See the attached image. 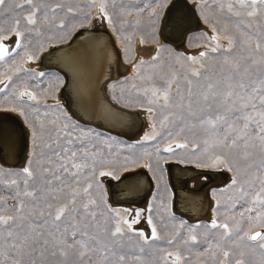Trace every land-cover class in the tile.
Segmentation results:
<instances>
[{
  "label": "snow or ice",
  "instance_id": "1",
  "mask_svg": "<svg viewBox=\"0 0 264 264\" xmlns=\"http://www.w3.org/2000/svg\"><path fill=\"white\" fill-rule=\"evenodd\" d=\"M7 2L0 0V8ZM165 2L156 0L150 6L149 15L157 17V8H162ZM96 4L97 0H90V6ZM200 4L201 7L216 5L229 20L246 17L250 22L232 20L236 35L229 33L227 25L220 31L213 28L216 32L210 38L213 46L199 52L198 56L185 58L192 64L199 63L198 68L184 69L182 80L176 73L168 79L161 76L160 86L154 84L143 90L145 103L149 105L146 111H156L161 125L168 122L177 129L175 134L167 133L174 146L169 142L163 152L171 154L183 149L198 159L202 157L208 167H221L235 173L228 188L235 191L236 203L251 205L239 215L243 218L245 213L258 210L254 217L248 216L250 230L264 222V0H212V3L200 0ZM26 6L28 12L22 17H13L11 10L8 16H0V61L10 55L7 42L13 37H16L13 47L24 48L27 52V45L22 43L26 36L43 35L45 25L49 30L65 28L64 21L56 22L58 10L66 16L78 15L70 5L50 4L49 0H23L16 4V9L24 10ZM106 7L107 0H103L99 4V15L111 24L112 17ZM138 11L143 12L144 8ZM86 16L91 19L90 14ZM8 18L12 19V24L5 27L4 21ZM251 21H256L261 30L253 31ZM221 36L227 40L226 46L221 43ZM161 50L156 48L150 58L156 62L154 67H163L159 63ZM27 59L32 60L34 56L28 55ZM201 60L204 63H200ZM147 63L141 60L137 67ZM174 84L175 93L172 91ZM16 95L19 100L25 97L37 100L36 94L27 88ZM20 114L25 115L23 111ZM61 114L63 127L56 126L59 119L56 117L50 121L52 129H48L39 116L34 117L38 123L29 124L32 138L37 141L33 154L18 172L7 173L18 179H0V185L10 193L8 197L0 195V264H145L144 257L154 255L145 245L161 239L152 217H147L151 225L148 235L133 228L140 221V210L128 220L110 208L103 198L99 178L115 174L105 170L112 161L98 160L95 153L90 154L89 145L85 143L87 133L63 109ZM152 127L155 132L156 125ZM44 131L49 132L47 142L42 135ZM181 136L184 137L182 142ZM37 152L40 155H36ZM156 155L159 163L163 159L159 148ZM3 174L4 169L0 168V176ZM8 199L13 203L8 204ZM220 207L217 203V209ZM198 227H188L186 236L179 241L175 237L168 239L166 243L182 244L186 252L203 244L199 255L207 254L208 264H245V241L258 242L256 246L264 250V233L250 234L242 230L234 217L231 227L213 218L208 227L219 231L205 233L204 240L196 235ZM133 236L143 243H134ZM161 259L165 264L169 259L171 264H183L190 257L177 250L166 252Z\"/></svg>",
  "mask_w": 264,
  "mask_h": 264
},
{
  "label": "rangeland",
  "instance_id": "2",
  "mask_svg": "<svg viewBox=\"0 0 264 264\" xmlns=\"http://www.w3.org/2000/svg\"><path fill=\"white\" fill-rule=\"evenodd\" d=\"M99 1L100 0H97L96 6L92 7L90 6V0H49L50 4L61 2L65 3L66 6L70 5L74 8L75 12H77L78 15L72 16L69 14L66 16L64 12L58 10L56 14V22L59 23L60 21H64L65 28L61 29L52 27L51 30H49L47 25H45L44 29H42L43 35L36 36L35 33H32L31 35L26 36L25 40L22 41L23 44L27 45V52H25L24 48H15L10 53V55L5 58V60L0 61V82L6 79L4 88L0 92V108L10 110L16 109L15 112L17 113H21V111H23L25 113V115L23 116L25 117L28 126L30 122L38 123V121H36L34 117L39 116L40 120L45 123L48 129L53 128V125L50 123V121L56 117H59V119L56 121V126L63 127L64 117L61 114V109H63V107H57V105H55V103L53 102V99L56 97V93L58 91L61 80L59 79V77H57V75L53 73H47L43 76H39V73L37 71L33 73L30 68L25 66V64L28 63L27 56L33 55L34 60H37V55H39L46 47H50L55 43L64 42V40H67V38L70 37L71 33L75 29L92 20V18L94 17V11L100 4ZM169 1L170 0H166L162 8H157L158 16L152 18L149 15L150 6L154 5L156 3V0H115V5L113 4V0H107L106 10L108 12V15L112 17L111 27L119 36L126 56L132 58V63L136 64V75H134L135 78L129 77L127 80H125V78L122 77L118 80L109 82V85L117 84L114 88L110 87V92L111 94L115 95V97L123 104L134 106L136 107V109L144 110L145 112H147L146 108L149 106L145 103V97L143 94V90L145 88H151L154 84L156 86H160L161 76H164L165 79H168L172 76L173 73H176L182 80L185 74L184 69L199 67V63L192 64L187 59H185L189 56L187 53L171 49L169 46H160L162 50L160 51L159 63L160 65H163V67L152 66L156 62L151 61V56L138 57L135 53V45L137 42L142 43L143 41L142 44L144 45L156 43L155 38H158L156 37L158 24L165 6ZM22 2L23 0H8L6 5L3 8H0V16H8L10 10L13 17L16 15L20 17L26 15L28 12L27 6L24 10L16 9V4ZM191 2L197 3V10L199 12V15L201 14L200 18L204 19L205 24L210 25L217 31H220L225 25H227L229 33L232 35H236L237 29L231 22L232 20L243 19L245 23L250 22V18L246 17H232L231 20H229V18L225 14L217 10L216 5H213L212 7H201L200 0H191ZM208 3H212V0H208ZM142 7L144 8V11H138V9ZM129 12L131 13L130 15L128 14ZM86 14H90V20L87 18ZM139 19H141V21ZM153 19H155V24H152ZM137 21H139V24H137ZM251 23L253 26V31L261 30L256 21H251ZM11 24V18H8L4 21L5 27L10 26ZM23 24L24 21L23 19H21L22 27ZM143 24L146 26H144ZM144 27H147V30ZM191 34H189V37L187 36L185 40V44L188 45L187 47L189 49H195L200 46H204L205 44L208 45L209 49L213 46L211 40H209V38H207L204 33H196V35ZM14 40L15 37H13L12 41L7 42L8 45H13ZM207 50L208 49H204V51ZM208 59L209 61H211V57H209ZM141 60L148 61V63L137 67ZM128 63L129 62H125V64ZM200 63H204V61L201 60ZM138 73L139 75H137ZM149 76L152 77L151 80L148 79ZM25 88L34 92L37 96V100L30 101L26 97L23 100H19L16 94L19 91L24 90ZM172 91L173 93H175L176 91L175 84L173 85ZM37 109L38 111H36ZM45 113H47V115H45ZM151 115L153 118V125H156L155 132H153L152 128V133L150 135L151 140H139L137 142L135 140H132V142H128L107 133H103L94 128L82 126L73 119L72 121L78 124L79 128L83 129L87 133L85 143L89 145V153H95L96 159L98 160L112 161L109 166L105 167L106 171H114L115 173L113 176H108L109 178L116 177L122 171L139 165L145 168V164L151 165L150 168L157 174V177L160 178V169L167 160H184L186 162H200L203 164L207 163L202 157L198 159L197 157L193 156L191 153H188L183 149H176L175 153L171 154L163 152V148L166 147L169 142H172L171 138L167 136V133L171 131L173 134H175L177 129L169 125L168 122H165L164 125H161L160 117L156 111L151 113ZM42 135L45 142H47L49 138V132L44 131ZM154 135L155 138L153 139L152 137ZM80 138L84 139V137L82 136ZM179 139L180 142H182L184 137L181 136ZM36 143L37 141H34L31 135V151L27 155L25 162L33 154L34 146ZM172 143L174 146V142ZM93 144L95 145V147H91V145ZM52 147L55 148L56 145L53 144ZM157 148L160 149V157H163V159L160 160L159 163H157ZM36 155H40V153L37 152ZM131 160H135L137 162L131 163ZM0 168L4 169V174L0 176V179L4 181H8L12 178L18 179V177H9L7 173L18 172L20 169H22H6L1 165ZM215 168L224 170V168L221 167ZM229 174L231 178L233 175H235V173ZM151 176L154 180L153 175ZM99 179L101 184L103 185V198L108 204L107 197L105 196L103 177H100ZM155 188L156 185L154 186V190ZM22 190L23 189L21 187V191ZM0 195L8 197L10 193L6 188L0 185ZM212 197H215L217 203H219L221 206L219 209H217V203L215 205L217 215L216 218H218L219 222H227L231 227L232 219L234 217L235 221L239 222L240 228L242 230L250 231V234H253L256 231L264 233V222L256 224V226L252 227L249 230L248 216L251 215L254 217L257 214L258 210L253 211L252 213H245V216L242 218L239 213L243 211L245 207H250L251 205L236 203V193L233 189H229L227 186L222 190L212 192ZM7 203L12 204L13 201L11 199H8ZM147 209H151V211L149 212ZM146 210L147 211L141 212L139 223L134 225H138L143 220H147V217L150 215L152 217L153 223L157 228V231L161 235V239L158 241H152L150 245H145L146 248L150 247L154 254L151 257H144L145 264H165V261L161 259V257H164L166 255L165 252H174L177 250L181 252L185 251L184 245H168L166 241L174 237L177 241H179L180 237H184L187 235L186 230L188 227L199 225V227L196 228L195 231L198 239L200 240L205 239V233L219 231L218 229H210L208 227L210 224L205 222L195 225L186 223L183 220L175 217L169 208L168 194L164 192L160 185L157 187L154 197L149 201V205L147 206ZM109 215L111 216V214ZM120 216L126 217L124 212H122ZM182 224L183 228L181 227ZM150 232L148 235H150ZM177 232L180 233V236H176ZM129 235L131 234L129 233ZM132 239L134 243H143L142 241H139V238L136 236H133ZM257 243L258 242L254 241H245V244L247 245V247H245L244 249L247 253L245 264H264V250L257 247ZM203 247V244L195 245L193 246L194 251L186 252L190 259L185 264H208L209 258L207 254L203 256L199 255V253L203 251ZM160 249H164L165 251H160ZM167 264H171V260H168Z\"/></svg>",
  "mask_w": 264,
  "mask_h": 264
},
{
  "label": "bare ground",
  "instance_id": "3",
  "mask_svg": "<svg viewBox=\"0 0 264 264\" xmlns=\"http://www.w3.org/2000/svg\"><path fill=\"white\" fill-rule=\"evenodd\" d=\"M101 2H103V0L99 1V3ZM189 5L194 7L195 12ZM200 15L197 10L196 2L193 3L191 0H170L165 6L158 24L156 36L158 38H155L156 43L144 45L137 42L135 45V53L138 57L152 56L155 53L156 48L160 46H169L171 49L187 53L189 56H198L199 52L204 51V49H209L208 45L205 44L204 46H200L195 49H189L187 47L188 45L185 44L187 36L191 33L193 35H196V33H204L210 40L213 35H216L213 28L210 25H206L204 19L200 18ZM93 16L94 17L91 21L84 23L79 28L75 29L67 40L55 43L50 47H46L39 55H37V60H27L28 63H26L25 66L30 68L33 73L36 71L44 74L53 73L59 77L61 83L53 102L55 105L63 107L67 115L77 121L80 125L94 128L128 142H132V140H135L136 142L139 140H145V136L149 137L147 140H151L150 135L153 128V118L151 113L136 109L134 106L123 104L115 97V95L111 94L110 87L114 88L117 84L109 85L108 83L114 80H108L103 85V88H105L106 91L102 88L103 80L110 76L116 66H118V71L121 75L120 77H124L125 80H127L129 77L133 78L134 75H136V64L132 63V58L126 56L120 38L112 29L111 24L108 23L106 18L99 15V6L94 11ZM139 20L141 21V19ZM81 28L108 29L120 51V58L116 57V55L118 56V52L114 48L110 36H97L96 34L88 31L82 32L84 34L83 37L79 36L75 38L71 48L66 49L60 47L47 55L45 54V52H47L52 46L69 43L74 33ZM144 28L147 30V27ZM183 35L185 38L184 43L182 44L179 40L183 37ZM219 38L223 45L227 44V40L223 37ZM14 49L15 47H13V45H9L10 53ZM114 62L116 64L115 67ZM125 62L129 63L125 64ZM5 83L6 79L0 82V92L3 90ZM133 110H138V112ZM141 118H143V124L141 123L140 125ZM109 128H127L128 132L126 134L128 135L108 131ZM138 129H140V131ZM22 131H24L26 138L25 149L22 148ZM30 151L31 131L25 117L13 110L0 108V165L6 169L23 168L25 166L24 164L27 155ZM173 161L178 160L165 161L160 169V178L157 177V174L150 167H147V164H145V168L154 177L156 188L154 192L150 194L148 199L140 205L112 203L110 201V190L107 183L109 177H103L105 196L107 197L110 208L119 211L120 214L124 212L126 216L124 218L131 220L135 217L136 211L140 210L142 212L148 210H146V208L149 205V201L154 197L155 191L160 185L164 192L168 194L169 208L175 217L189 224L196 225L203 222L210 224L211 220L217 216L215 210L217 201L215 197L211 198V205L207 214V211H205L204 194H195L194 192L186 193L183 192V189L185 188H181L183 182V186L187 187V191H192L189 190V188H199L210 178L199 174L188 178L190 173L187 170L183 172V174H180V178L177 179L175 173H179V171L171 174L168 168V162ZM6 162L12 164H5ZM178 162L181 164L192 163L184 160H179ZM192 164L202 168L205 167L222 170L215 167H208L206 164L200 162ZM141 167L142 166L139 165L126 169L116 177L111 178H118L127 171ZM170 178L172 182H170ZM218 179L219 181H223L222 176H218ZM186 180H188L187 184L185 183ZM230 180L231 177L229 176L226 184L211 188L210 193L226 188L229 185ZM146 187V177L140 179L138 183L127 182L125 184V188L131 193H139L141 191L145 192ZM175 193L178 196V200H181V202L178 201V205H182L181 210L185 212L183 215L176 213L173 209ZM133 228L143 230L146 234H149L151 225L147 223V220H143L140 224L133 225ZM182 254L188 256L186 251H182ZM187 261L188 260L183 261V264Z\"/></svg>",
  "mask_w": 264,
  "mask_h": 264
},
{
  "label": "water",
  "instance_id": "4",
  "mask_svg": "<svg viewBox=\"0 0 264 264\" xmlns=\"http://www.w3.org/2000/svg\"><path fill=\"white\" fill-rule=\"evenodd\" d=\"M170 5H169V7H170ZM189 6L194 11L193 6L192 5H189ZM84 31H88L90 33H94L97 36L98 35H104V36L105 35H108V36H110L111 39H112V42H113V46L116 49V51L118 52V49L115 46L113 37H112V35L110 34V32L108 30H106V29H100V30H98V29H91V28H81V29L77 30L74 33V35L71 38V41L69 43L64 44V45H59V46H56V45L55 46H52L47 52H45V54L47 55L50 52H52L53 50H55L57 48H60V47L66 48V49L71 48L72 45H73V41L75 40V38H77L79 36L80 37H83L84 36V34L82 33ZM184 38L185 37L183 35V37L180 38V40H179V41L182 42V44L184 43ZM116 57L117 58L119 57V53H118V56L116 55ZM41 60H42V58H41ZM115 62H114V67L116 66ZM115 69H116V71H115ZM119 76H120V74H119L118 68L116 66V68H114V70L110 74V76L109 77H106L105 80H103V82H102V88H103V85L108 80H116ZM103 90L106 91L105 88H103ZM133 111L138 112V110H133ZM2 113H6V112H2ZM141 120H140V125H141V123L143 124V118H141ZM138 130L140 131V129H138ZM108 131H113L115 133H121L122 135H125L128 132V129L127 128H124V129H113V128H109ZM139 131H138V133H139ZM126 135H128V134H126ZM21 139H22V148L25 149V146H26V138H25V135H24V131H22V138ZM5 164H12V163H7L6 162ZM168 168H169L171 174L172 173L174 174L176 171H179V173H175L176 176H177V179L180 178V174H183V172H185L187 170L190 173V175L188 176V178H190L193 175H197V174H199L201 176H206V177H209L210 178L206 182H204L202 184V186L199 187V188H189V190H192V191H187V187L186 186L185 187L183 186V182H182V187H181L182 189L185 188V189H183V192H186V193L194 192L195 194H204L205 211H207V213L209 211V205H210V197H209V191H210V189L213 188V187L221 186L228 179V175L226 173H221V172L207 170V169H198L194 165H182V164L175 163V162H168ZM218 176H222L223 181H219ZM145 177L147 179V187H146L145 192L144 191H141L136 196H130L129 195V192L126 191L125 184L127 182L133 180V179L138 180V179H142V178H145ZM187 181L188 180H186V182H185L186 184H187ZM170 182H172L171 181V178H170ZM107 183L109 185V190H110V201L112 203H116V204L126 203V204H130V205H140L141 203L145 202L148 199V197L151 194V191L153 190V182H152V180L150 178V175H149L148 172H146L142 168H136L134 170L127 171L124 174H122L120 177L115 178V179L109 178ZM178 201L181 202V200H178V196L175 193L174 202H173V209H174V211L176 213L183 215L185 212L181 210L182 205H178ZM197 218H199V217H197Z\"/></svg>",
  "mask_w": 264,
  "mask_h": 264
}]
</instances>
